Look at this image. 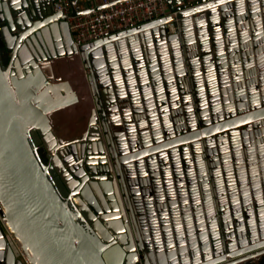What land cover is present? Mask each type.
<instances>
[{
	"label": "water",
	"instance_id": "water-1",
	"mask_svg": "<svg viewBox=\"0 0 264 264\" xmlns=\"http://www.w3.org/2000/svg\"><path fill=\"white\" fill-rule=\"evenodd\" d=\"M165 1L76 49L61 12L0 0V264H258L264 0ZM72 55L92 108L81 136L45 144L46 114L77 98L44 69Z\"/></svg>",
	"mask_w": 264,
	"mask_h": 264
},
{
	"label": "built area",
	"instance_id": "built-area-1",
	"mask_svg": "<svg viewBox=\"0 0 264 264\" xmlns=\"http://www.w3.org/2000/svg\"><path fill=\"white\" fill-rule=\"evenodd\" d=\"M75 6L77 10L89 9L70 14L71 7ZM51 7L53 11L61 12L66 20L71 42L76 49L85 41L169 12L165 0H75L73 4L70 0H52ZM165 25L170 30L176 27L173 21ZM0 223L12 240L1 216Z\"/></svg>",
	"mask_w": 264,
	"mask_h": 264
},
{
	"label": "crops",
	"instance_id": "crops-1",
	"mask_svg": "<svg viewBox=\"0 0 264 264\" xmlns=\"http://www.w3.org/2000/svg\"><path fill=\"white\" fill-rule=\"evenodd\" d=\"M35 73L38 72L35 71ZM44 74L50 76L49 80L52 83L66 81L77 98L74 103L52 111L47 117L49 131L40 135L43 143L49 145L55 143L59 146L76 136H81V132L85 131L87 116L92 108V99L76 55L52 59L49 61V66L44 69ZM55 112L56 115H53ZM263 258L264 253L258 256L256 262L260 264Z\"/></svg>",
	"mask_w": 264,
	"mask_h": 264
},
{
	"label": "flooded vegetation",
	"instance_id": "flooded-vegetation-1",
	"mask_svg": "<svg viewBox=\"0 0 264 264\" xmlns=\"http://www.w3.org/2000/svg\"><path fill=\"white\" fill-rule=\"evenodd\" d=\"M21 2H22L23 4H25L26 7H27V5H29L30 7H33L34 10H33V9H32V10H33L34 13H36V10H37L38 12H40V10H41V11H42V10H43V11H45V10H52V7H51L52 0H15L14 3H19V4H21ZM30 9H31V8H30ZM33 12H32V13H33ZM78 59H79V58H78ZM79 61H80V59H79ZM80 64H81V68H82V70H83V72H84L85 69L83 68V66H82V62H81V61H80ZM83 77L85 78V74H84V73H83ZM85 80H86V78H85ZM93 123H94V122H93ZM93 125H94V124H92V121H90V126L93 127ZM30 143H31L32 146H34V144H33V142H32L31 140H30ZM93 147H94V150H95V151H97V152H98V150L100 151V153H98V155H97V159L103 161L102 163H100L101 168L104 169V170H105V169H108V168H109V163H108L109 152H108V150H107L105 144L103 143L102 138H100V140H99V139L96 140V142L93 141ZM33 148H35V147H33ZM79 158H80V160H81V166H82V167H78V168L76 169V171H77V172H81V175H84V174H86V173L88 172V170L84 168V165H83L84 160H87V161H93L95 158L86 157L85 154H82ZM38 159H39V158H38ZM71 160H73V159H71ZM70 162H71V161H70ZM73 165H76V162H75V161H73ZM88 166H89V168H94L93 165H91V166L88 165ZM80 168H81V171H79ZM46 174H47L48 177L51 179L53 185H54L55 187H57L55 181L53 180V177H54V176L51 174V172H50V170H49V168H48V165L46 166ZM88 176H89V174H88ZM72 180L74 181V179H72ZM67 203H68V205L70 206V208L73 209V203H72V201L70 200V198L67 199ZM80 222H81L83 225H86V223H87L86 220L81 219V218H80Z\"/></svg>",
	"mask_w": 264,
	"mask_h": 264
},
{
	"label": "trees",
	"instance_id": "trees-1",
	"mask_svg": "<svg viewBox=\"0 0 264 264\" xmlns=\"http://www.w3.org/2000/svg\"><path fill=\"white\" fill-rule=\"evenodd\" d=\"M245 264H252V263H245ZM260 264H264V258L260 261Z\"/></svg>",
	"mask_w": 264,
	"mask_h": 264
},
{
	"label": "bare ground",
	"instance_id": "bare-ground-1",
	"mask_svg": "<svg viewBox=\"0 0 264 264\" xmlns=\"http://www.w3.org/2000/svg\"><path fill=\"white\" fill-rule=\"evenodd\" d=\"M47 115H48V116H50V115H51V113H48V114H46V116H47ZM53 115H56V112H55Z\"/></svg>",
	"mask_w": 264,
	"mask_h": 264
},
{
	"label": "rangeland",
	"instance_id": "rangeland-1",
	"mask_svg": "<svg viewBox=\"0 0 264 264\" xmlns=\"http://www.w3.org/2000/svg\"><path fill=\"white\" fill-rule=\"evenodd\" d=\"M15 247V246H14Z\"/></svg>",
	"mask_w": 264,
	"mask_h": 264
}]
</instances>
